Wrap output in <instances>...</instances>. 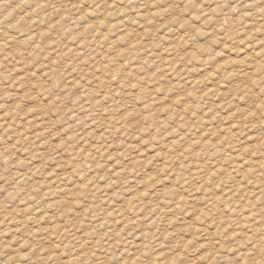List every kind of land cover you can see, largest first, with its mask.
<instances>
[{
  "label": "rangeland",
  "instance_id": "obj_1",
  "mask_svg": "<svg viewBox=\"0 0 264 264\" xmlns=\"http://www.w3.org/2000/svg\"><path fill=\"white\" fill-rule=\"evenodd\" d=\"M0 264H264V0H0Z\"/></svg>",
  "mask_w": 264,
  "mask_h": 264
},
{
  "label": "bare ground",
  "instance_id": "obj_2",
  "mask_svg": "<svg viewBox=\"0 0 264 264\" xmlns=\"http://www.w3.org/2000/svg\"><path fill=\"white\" fill-rule=\"evenodd\" d=\"M252 60V59H251ZM254 60V59H253ZM245 63V62H244ZM247 63V62H246ZM242 65H243V63H242ZM247 66H249V63L248 64H246V66L245 67H247ZM246 69L247 68H245V69H243L242 70V72H243V75L242 76H245V75H248V71H246ZM246 78V77H245ZM251 225V224H250Z\"/></svg>",
  "mask_w": 264,
  "mask_h": 264
}]
</instances>
